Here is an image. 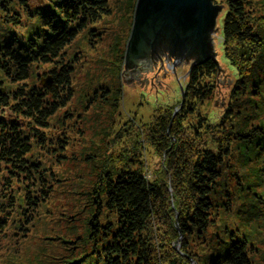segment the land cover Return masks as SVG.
Segmentation results:
<instances>
[{
  "label": "trees",
  "instance_id": "16d2710c",
  "mask_svg": "<svg viewBox=\"0 0 264 264\" xmlns=\"http://www.w3.org/2000/svg\"><path fill=\"white\" fill-rule=\"evenodd\" d=\"M224 2L223 54L237 78L222 116L210 121L195 107L218 87L220 71L210 60L193 68L183 87L196 104L186 97L175 117L173 108L127 120L122 134L115 127L106 150L117 156L90 193L82 250L61 264H203L202 252L205 264H257L263 257L252 242L254 231L264 233V187L257 190L264 186V15L256 16L252 0ZM111 4L0 0V264H25L20 256L32 241L30 254L47 262V238L33 228L59 182L49 166L66 144L59 135L79 59L68 50L84 32L100 40L97 24L111 15ZM243 111L245 123L231 119ZM141 146L152 152L153 166L135 159Z\"/></svg>",
  "mask_w": 264,
  "mask_h": 264
},
{
  "label": "rangeland",
  "instance_id": "374dc122",
  "mask_svg": "<svg viewBox=\"0 0 264 264\" xmlns=\"http://www.w3.org/2000/svg\"><path fill=\"white\" fill-rule=\"evenodd\" d=\"M29 1L33 5H45V0ZM214 1L217 5L225 3V0ZM133 4V0H112L111 15L104 16L97 24V29L102 34L100 40L93 42L87 36V32H84L77 36L68 50L70 56H74L78 52L79 59L77 60L73 81L75 98L67 108L70 115L69 118H65L64 130L59 135L66 144L64 150L61 151L62 157L50 161L51 166H49L57 179L59 178V182L54 184V192L49 204L39 214L41 216L40 224L33 228L35 231H37V228H39L38 231L43 230L40 237L47 238V243L45 245L43 243L47 262H39L42 256L35 257L30 254L29 248L34 242L32 241L25 244L24 254L26 256H20L22 259H26L25 262L23 261L25 264H48L50 259L56 262L54 264H61L68 261V259H72L71 256L82 250L81 238L88 232L89 217L85 220H82V218L86 208L89 209V213L92 210L91 198L93 196L90 193L98 175L101 174L102 170L107 169L108 163H113L117 156L106 150V147L113 145L112 142L115 141V127L122 134L126 130L127 120L138 123L141 120L145 121L148 118L157 116L159 111H171L173 108V117H175L186 103V97L189 103L196 104L188 97L191 92L185 97L184 90H181V88H160L158 93L156 91L141 93L140 90L123 84L121 72L123 71L125 45L130 32L129 27L131 28ZM252 6L255 8L256 16L264 15V0H252ZM223 11L216 21L221 31L215 36V40L216 50L220 52L219 60L230 73L228 91L225 99L218 101L214 89V94L195 106L199 114L210 121L222 116L228 105L232 85L235 78H237L236 72L228 64L223 54ZM122 52L123 56H121ZM118 65L119 67L122 65L119 74L121 84L116 80ZM45 79L43 77V80ZM105 88H108L109 91L103 92ZM119 89L121 91L117 92ZM255 101L259 103V101ZM234 106L237 111L240 110L238 106ZM63 111L65 110L61 112ZM239 113H236V116L234 115L231 119L245 123V111L240 113L243 114L242 116ZM63 114L60 113V116H63ZM3 115L8 116V111L4 110ZM128 144L130 145L129 142ZM138 146L140 144L132 150L130 148V153L136 154V147L138 149ZM141 149L143 152L138 154L135 159L141 160L142 158L149 163L150 167L153 166L156 159L152 158V152L150 150L148 152L142 146ZM42 157L44 161L47 160L46 157ZM261 183L264 184L263 181ZM263 187L258 186L257 190L262 191ZM88 199L90 202L89 208L87 207ZM46 211L51 212V222L47 221ZM80 226L81 228H78ZM253 234L256 236V241L252 242V246L260 249L262 253L259 250L257 251L263 255V257L257 258L259 260L257 264H264V233L254 231ZM63 240L67 243L62 242ZM73 240H76L77 243H74ZM198 245L200 247L198 249L201 250L200 243ZM180 248L181 245L178 244L176 249L180 250ZM198 253L200 255L201 251H198ZM202 255L203 264H205V253L202 252ZM185 256L188 257L189 255L185 254ZM12 257L14 259L16 256ZM27 259H32V262H28ZM191 264H194V261Z\"/></svg>",
  "mask_w": 264,
  "mask_h": 264
},
{
  "label": "water",
  "instance_id": "95a60500",
  "mask_svg": "<svg viewBox=\"0 0 264 264\" xmlns=\"http://www.w3.org/2000/svg\"><path fill=\"white\" fill-rule=\"evenodd\" d=\"M223 5L215 4L213 0H135L123 56V84L134 87L123 76L146 63L166 59L172 62L171 68L185 66L188 68L185 79L193 68L211 60L220 71L215 93L218 101H223L230 73L219 60L220 52L216 50L215 40L221 31L216 21L224 10ZM42 83L49 87L50 77ZM185 83V80L174 79L168 89L183 90Z\"/></svg>",
  "mask_w": 264,
  "mask_h": 264
},
{
  "label": "flooded vegetation",
  "instance_id": "af4514ba",
  "mask_svg": "<svg viewBox=\"0 0 264 264\" xmlns=\"http://www.w3.org/2000/svg\"><path fill=\"white\" fill-rule=\"evenodd\" d=\"M171 67L172 62L170 60L162 59L157 63H146L133 72H127L124 74L123 79L128 81V83L132 82L134 88L139 89L141 93L144 91L147 93L156 91L158 93L160 88L168 89L174 79L176 81L182 82L185 80L187 82L188 76L183 79L186 71H188L187 67Z\"/></svg>",
  "mask_w": 264,
  "mask_h": 264
}]
</instances>
